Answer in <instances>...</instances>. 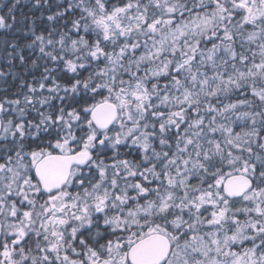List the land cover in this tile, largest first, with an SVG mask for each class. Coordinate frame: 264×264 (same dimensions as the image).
Returning a JSON list of instances; mask_svg holds the SVG:
<instances>
[{"label": "snow or ice", "instance_id": "snow-or-ice-1", "mask_svg": "<svg viewBox=\"0 0 264 264\" xmlns=\"http://www.w3.org/2000/svg\"><path fill=\"white\" fill-rule=\"evenodd\" d=\"M34 6L0 69V264H264V0Z\"/></svg>", "mask_w": 264, "mask_h": 264}, {"label": "trees", "instance_id": "trees-1", "mask_svg": "<svg viewBox=\"0 0 264 264\" xmlns=\"http://www.w3.org/2000/svg\"><path fill=\"white\" fill-rule=\"evenodd\" d=\"M12 4H16V7L11 14L16 17L15 21L11 19L7 12L8 7ZM34 4L35 0H18V2L17 0H0V15H4L7 23L12 25L10 28H0V69L7 70L8 67V58L5 56V41H15L20 46L23 53L28 56L30 50L25 48L24 45L31 41L32 36L30 33L27 35L25 33L30 27L29 21L33 17H40L41 12V8L39 6H34ZM46 15L47 13H45V17L36 22L37 32L46 30L48 25ZM8 50L10 51L11 49L9 48ZM28 58L30 61L31 59H35L36 56L33 54ZM13 64L15 65L14 71L18 74H23V78L29 81L33 75L38 76L43 71L42 62H38L36 68H33L30 62L26 65H20L18 59L13 61ZM6 79L8 81L7 85L0 83V95L7 94L11 96L12 93L17 91L20 84V78L17 76L14 79L12 73H9ZM5 88L7 89L6 91Z\"/></svg>", "mask_w": 264, "mask_h": 264}]
</instances>
